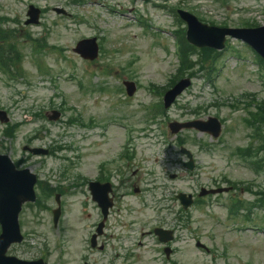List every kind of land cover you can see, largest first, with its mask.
Here are the masks:
<instances>
[{"label":"rangeland","instance_id":"obj_1","mask_svg":"<svg viewBox=\"0 0 264 264\" xmlns=\"http://www.w3.org/2000/svg\"><path fill=\"white\" fill-rule=\"evenodd\" d=\"M224 1L225 4L220 5L214 0H195L194 2L191 0H151L145 3L134 0H83L80 5H69L67 0H0L1 16L23 19L27 5L31 3L41 7L45 6L47 9L66 6L74 17L73 20L66 21L56 19L52 11H47L42 18L43 28L51 29L49 34L51 43L68 46L69 55L64 53L68 57V62H57L55 56L48 53L43 58L49 74L41 75L33 64V57L31 59L29 57L28 47L25 46L21 51L30 59L25 60L24 66L27 82L8 85L0 83L1 107L8 111L12 123L22 122L17 138L10 146L13 155L18 154V146L23 143L25 137L29 138L38 132L40 136L33 140V146L46 147L55 144L71 146L70 150L61 152L56 157L32 160L31 163H43L45 166L40 168V174L52 178L53 174L58 173L64 165L71 162L75 165L71 170L70 179L77 175L84 177L93 175L96 163H101L110 153L113 154L117 150V146L123 139L124 131L118 128L117 131L113 130L117 134H113L108 130L105 139L95 138L96 140L88 142L87 129L76 126L68 127L64 123L66 119L75 114L81 116L86 122L89 117H93L95 121L101 120L109 113L105 96L98 94L88 96L87 88L84 93L78 88V81H82L84 86L93 82L94 85H113L116 80L124 76L140 84L139 92L124 106L129 125L139 133V138L133 140L131 147L135 148L136 153L133 163H140V176L142 179L152 178L150 181L156 178L164 181L172 193L189 189L188 181L178 177L179 166L174 164L178 160L176 149L172 147V153L169 154L165 152L164 142L153 145V142H147L141 138L140 129L144 126L141 120L145 115V110L151 103L158 100L157 96L150 93L146 86L166 84L178 66V59L172 47L174 38L171 33L177 25L169 10L171 6L190 9L194 11V14L215 25L226 23L230 26H237L242 19L264 24V0ZM137 19L144 21L149 31L158 34L159 40L166 45V50L157 47L160 41L154 42L155 45L152 44L153 39L149 31L145 33L141 30L135 23ZM38 32L43 33L44 29L31 30V33ZM92 36L100 39L101 46L105 50L99 62L94 66L87 65L70 52V48L77 40ZM231 43H234V50L238 52V55L227 51L223 54L218 63L217 92H210L211 88L204 87L201 79H194L193 87L179 99L175 107L168 111L171 119L180 120L184 113L180 107L188 102H191V105L202 104L204 101L202 96L217 95L221 100L232 101L244 93H254L258 100L264 99V78H260L257 74V66L252 54L234 40ZM103 68L110 69V72H104ZM60 107L63 108L64 119L61 123L52 124L34 116L35 113ZM221 112V116L225 119L234 117V121L230 122L231 126L237 125V118L242 115L237 112L236 114L239 115L234 113L231 116L226 107ZM42 127L44 129H41ZM159 136L162 135L159 134ZM171 136L167 134L164 138L160 137V141H171L174 145V137ZM246 142L247 139L241 133L235 135L225 133L219 147L212 153L206 154L193 144V141H189L195 151L197 161L202 164L199 181L208 182L212 176H220L225 172L234 180L252 179L250 172L235 164L236 162L228 157V152ZM64 157L70 160L67 161ZM149 171L153 175H149ZM168 172L177 173L178 178L169 179ZM144 183L142 181V186ZM153 186L150 185L149 188ZM190 187L194 189L192 183ZM244 197L250 198L247 195L240 196L241 199H245ZM129 199L130 201L136 200L133 197ZM63 200L66 212L62 230L57 231L52 228L47 211L37 210L35 214L26 210L22 218L23 229L27 234L26 244L13 248L11 253L18 257L31 258L47 247L52 250V257L61 254L67 264H79L81 258H86L91 264H119L117 261H112L114 251H119L115 242L110 241L111 244L103 253L88 251L85 193L73 194ZM226 200L227 198H223L220 203ZM48 205L52 206V201H49ZM175 210L176 208L171 212L172 220H174ZM151 215V211H144L139 216L145 218ZM191 216L193 219L191 227L194 230L177 228L175 246L178 253L174 258L177 264H264V233L252 230L253 223H244L241 218L232 221L226 214V208L221 204L213 214L209 215L193 209ZM147 239L152 240L148 237L145 241L136 235L134 243L136 245L138 240L147 243ZM196 239L208 247H213L211 248L212 253L206 254L197 250L194 247ZM223 245L227 246V251L223 249ZM139 251L140 253L131 264H166L162 262L163 258L158 254L157 246L142 245Z\"/></svg>","mask_w":264,"mask_h":264}]
</instances>
